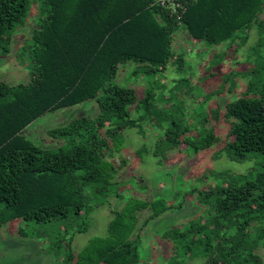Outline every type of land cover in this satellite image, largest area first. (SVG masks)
Instances as JSON below:
<instances>
[{
  "label": "trees",
  "instance_id": "trees-1",
  "mask_svg": "<svg viewBox=\"0 0 264 264\" xmlns=\"http://www.w3.org/2000/svg\"><path fill=\"white\" fill-rule=\"evenodd\" d=\"M184 1L186 10L178 19L158 0H0L1 53L9 50L20 26L33 25L30 81L14 85L0 81V230L18 218L48 225L42 236L51 239L48 247L58 253L57 264H141L143 230L174 206L160 197L135 196L130 187L121 190L124 182L116 179L117 162L128 163L127 131L140 128L149 138L154 128L158 130L162 138L156 146L146 140L138 154L163 158L161 163L172 149L200 151L222 140L205 123L208 114L194 113L199 118L190 119L192 125L185 115L158 106L166 90H194L190 77L175 79L169 87L157 75L175 56L178 31L186 30L209 46L226 43L232 48L246 45L255 29L257 41L249 45L254 64L244 71L247 90L226 105L224 116L231 128L216 157L258 161L260 156L262 168L253 174L205 173V179L212 174L223 180L198 195V203L206 207L202 216L165 231V245L172 244L173 250L166 247L160 256L172 258L171 264H187L189 259L264 264L258 252L264 242V0ZM226 54L216 53L213 63ZM175 64L179 72L186 71L184 55L178 54ZM129 66L127 75H121ZM130 72L136 76L134 86H122L119 73L122 80ZM214 75L215 71L210 73ZM236 76L226 74L225 83L236 84ZM158 88L164 89L159 95ZM89 99H96L100 115L81 116L51 129L52 137L64 141L58 148L39 147L24 135L46 112ZM187 100L184 109L190 114ZM194 127L198 136L189 135ZM128 182L139 191L146 187L137 175ZM111 197L122 201L124 208L114 210L108 234L74 250L76 234L90 227L93 208L112 202ZM143 210L149 211L144 220ZM21 232L27 234L22 228Z\"/></svg>",
  "mask_w": 264,
  "mask_h": 264
},
{
  "label": "rangeland",
  "instance_id": "rangeland-1",
  "mask_svg": "<svg viewBox=\"0 0 264 264\" xmlns=\"http://www.w3.org/2000/svg\"><path fill=\"white\" fill-rule=\"evenodd\" d=\"M34 19V17L31 18L32 21ZM32 27V24L27 27L20 26V29L18 28L19 30L13 35L9 50L6 53L0 52V81L13 85L30 81L31 58L28 55V50L32 37ZM256 41L257 33L255 29L252 30L251 37L246 45H239L240 47H238V45L233 44L232 48L226 43L209 46L201 40L194 39L186 30L176 33L173 42L175 56L172 57L167 70L157 75V79L161 78L165 85L171 87L175 85V79L187 76L190 77L193 86L191 89L194 90L189 91V88H185L179 93L177 92L179 89L177 91L166 90L164 94L167 96L166 98L163 97V101L158 106L166 108L168 111L179 112L178 116L185 115L192 125L195 123L191 122L190 119L194 120L196 116L200 117L208 114L209 117L206 118L205 123L212 126L222 140L216 142L212 147L200 151L194 150L193 147L182 148L183 150L172 149L169 152L167 161L161 163L160 160L163 158L160 160L157 157L143 158L138 154V149L146 140L151 147L156 146V141L162 138L158 130L154 128L149 138L143 135L140 128L127 131L124 151L128 157V163L120 164V162H117L116 179L118 182H124L120 185L121 190L130 187L134 190L135 196L150 200L160 197L168 202V205L174 206L159 218L152 220L143 230L140 246L141 264H171L172 258L170 259L167 256L162 258L160 256H163L166 247H169L167 250L170 252L171 249L173 250L172 244L165 245L167 241L162 235L175 226H185L190 220L202 216L206 207L204 204L198 203V195L201 191L207 190L210 185L219 184L223 180L222 176L217 179L209 176L212 174H209V177L207 176L205 179V173H210V170H230V175H240L249 172L253 174L261 170L262 158L260 156L257 157L258 161H255L252 157L242 161L232 160L226 155L216 157L218 155L217 150H220L226 143V136L231 128V122L224 116L226 105L231 100L243 95L247 90L248 80L244 75V71H247L254 64L253 56L249 53V45L254 44ZM237 43L239 44L240 40ZM235 48L237 49L235 50ZM219 52L227 54L224 59H217V61H220L219 63L214 64L213 61L215 62L217 58L216 53ZM178 54L184 55L186 67L184 72H179L175 64ZM129 71L130 66L124 68L121 75ZM213 71L216 72V75L210 76ZM131 72L127 77L126 74L122 80H120L119 73L117 81L122 86H134L136 76L131 75ZM232 73H237L236 84L232 82L225 83V75ZM162 85L159 84V86ZM159 86L157 85V87ZM164 87L163 85L162 88ZM163 90L159 89L156 94L159 95ZM138 91V96L141 97L143 95L142 90L139 89ZM186 99L189 102L185 107L190 114L184 109ZM166 101L167 105H171L172 108L174 106L180 108H173L174 110H172V108L166 106ZM217 112L219 114L216 115ZM99 115L100 108L96 99H89L74 106L46 112L26 128L24 135L39 147L58 148L64 141L52 137L49 134L51 129L66 126L81 116L97 118ZM199 117H196L195 120L197 121ZM144 126L147 127L148 122L145 121ZM198 134L199 132L195 127L189 133V135L197 136ZM154 150L155 148L153 152ZM132 175L143 178L141 183L146 187L141 191L134 188L128 182ZM187 193L188 195H186ZM111 200L112 202L104 206L93 208L90 216V227L84 232L76 234L73 242L74 250L80 251L92 238L108 234V226L115 218L114 210L124 206L122 201L117 198L111 197ZM148 215L149 211L143 210L141 219L144 220ZM21 228L27 234H23ZM46 228H48V225L34 221L26 222L19 218L7 222L0 230V264H57L56 255L58 253L49 251L48 247L50 245L48 242L51 239L47 241L42 236ZM258 249L264 260V242ZM180 259H182V255ZM187 264H204V261L202 259H189Z\"/></svg>",
  "mask_w": 264,
  "mask_h": 264
},
{
  "label": "built area",
  "instance_id": "built-area-1",
  "mask_svg": "<svg viewBox=\"0 0 264 264\" xmlns=\"http://www.w3.org/2000/svg\"><path fill=\"white\" fill-rule=\"evenodd\" d=\"M184 0H158L160 4L171 10V13L177 16L178 19L182 18L186 10V3Z\"/></svg>",
  "mask_w": 264,
  "mask_h": 264
}]
</instances>
